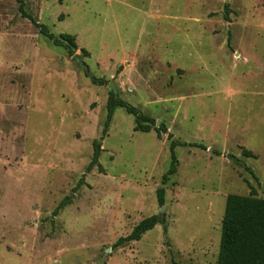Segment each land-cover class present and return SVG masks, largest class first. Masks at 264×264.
<instances>
[{
	"label": "rangeland",
	"instance_id": "1",
	"mask_svg": "<svg viewBox=\"0 0 264 264\" xmlns=\"http://www.w3.org/2000/svg\"><path fill=\"white\" fill-rule=\"evenodd\" d=\"M23 1L77 49L0 0V264H216L226 197L264 199V0ZM109 88L166 133L117 107L103 135Z\"/></svg>",
	"mask_w": 264,
	"mask_h": 264
},
{
	"label": "trees",
	"instance_id": "2",
	"mask_svg": "<svg viewBox=\"0 0 264 264\" xmlns=\"http://www.w3.org/2000/svg\"><path fill=\"white\" fill-rule=\"evenodd\" d=\"M18 5V11L22 17L27 18L38 30L39 34L47 38L53 45L63 47L69 55L74 54L77 49L75 37L69 34L53 35L49 29L37 23L31 15L25 12V3L23 0H14ZM225 15L228 18V5H224ZM84 54L85 51L82 50ZM94 85L103 86L107 81L101 78L90 76ZM117 107L124 109L127 114L134 117L135 131L144 133L154 129L158 135L160 132L166 133V128L161 125L155 126L154 120L146 115L141 114L135 107L125 102L114 88H109V94L106 102V119L102 134L104 135L109 127L110 120ZM170 140V164L167 171L162 176L161 187L156 190V198L159 206L164 205L165 189L164 185L169 178L177 171V158L174 149L178 146L176 141L171 140L172 136L168 135ZM93 152L91 160L87 166V171H91L94 166H98L100 156V143L94 140L92 143ZM248 157L253 156L250 151H243ZM83 184L81 177L77 186ZM65 206L62 201L56 210ZM56 213V211H55ZM157 224L163 226L166 233L164 219L160 215H152L142 219L131 232L126 236L119 238L114 247H123L130 242H137L148 231L152 230ZM216 264H264V199L257 198L252 191L248 196L228 195L225 199L224 212L221 220L220 241Z\"/></svg>",
	"mask_w": 264,
	"mask_h": 264
},
{
	"label": "water",
	"instance_id": "3",
	"mask_svg": "<svg viewBox=\"0 0 264 264\" xmlns=\"http://www.w3.org/2000/svg\"><path fill=\"white\" fill-rule=\"evenodd\" d=\"M72 59H73V61H75V63L77 64V66L83 67L84 70H85V72L88 73V68L85 66V64L83 62H77V60L79 59L77 56H74Z\"/></svg>",
	"mask_w": 264,
	"mask_h": 264
}]
</instances>
